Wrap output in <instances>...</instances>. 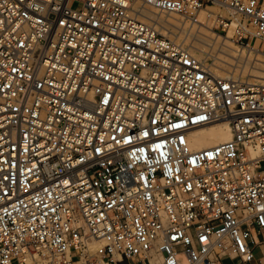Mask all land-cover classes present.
Returning <instances> with one entry per match:
<instances>
[{"label": "built area", "instance_id": "1", "mask_svg": "<svg viewBox=\"0 0 264 264\" xmlns=\"http://www.w3.org/2000/svg\"><path fill=\"white\" fill-rule=\"evenodd\" d=\"M137 3L227 10L213 31L264 50V0H0V264H255L264 83L215 74ZM224 122L231 141L192 149Z\"/></svg>", "mask_w": 264, "mask_h": 264}, {"label": "bare ground", "instance_id": "2", "mask_svg": "<svg viewBox=\"0 0 264 264\" xmlns=\"http://www.w3.org/2000/svg\"><path fill=\"white\" fill-rule=\"evenodd\" d=\"M136 6L140 9L143 17H145L147 22H149L160 33L167 37L170 33L174 34L176 40L170 38L171 40L181 44L182 46L187 48L192 54L196 55L203 62L207 63L215 74L223 77H232L235 79L239 78L236 77V74H238L237 76H240V79L242 80L244 77L247 76L256 78L253 79L254 81H261L262 79H264V60H261L257 57L254 58V61L252 62L247 57L251 55L249 53L253 50L244 46L240 47V45L232 39L235 24H232V26H230V29L227 31L228 33L226 36L239 46H237L232 41H220L219 37H221V35L223 34H217L213 31L212 22H209V20H211L209 18V11H213V13L215 14L221 13L223 15H227L229 11L213 7V9L211 8L209 10L206 9L199 11L196 20H190L188 17L182 15L183 17L188 19V21L194 23L193 25L207 26V28L212 31L208 33L206 32L207 34H205V32H203L202 34H198V32L194 30V27H190L191 31H188L189 28L187 29V24H183V21L178 18V16H176L181 14L162 12L153 7L141 3H137ZM148 7L164 14H159L154 10L148 9ZM229 33H231L230 37H228ZM184 34L186 35L184 36ZM208 48H210L211 50L213 49L212 53L206 50ZM217 51H219V53L216 55ZM259 52H263L264 55V50H260ZM208 55L214 56V58L221 60V62L215 59H210ZM227 64L232 65L234 67H231ZM221 71H225L224 75L218 73ZM231 72L232 75H230ZM250 80L251 79H249L248 81L251 83L260 84L257 82H252ZM232 139V126L227 122L211 124L208 126L194 129L190 132L189 135V140L192 149L211 148L222 143L231 141ZM101 244L102 243H99L98 245L100 246ZM98 245L92 243V248L96 249Z\"/></svg>", "mask_w": 264, "mask_h": 264}, {"label": "rangeland", "instance_id": "3", "mask_svg": "<svg viewBox=\"0 0 264 264\" xmlns=\"http://www.w3.org/2000/svg\"><path fill=\"white\" fill-rule=\"evenodd\" d=\"M77 5H78V4H77ZM148 9L154 10V11H156V12L159 13V14H164V13H161V12H159V11H157V10H155V9L149 8V7H148ZM176 16H178V18H180V19L183 21V24H187L186 27H187V29L189 28L188 31H191V28L194 27V30L197 31L198 34H202L203 32H205V34H207L208 32H212L211 30H209V29L207 28V26L193 25L194 23L188 21V19H186V18L183 17L182 15H176ZM190 27H191V28H190ZM196 29H197V30H196ZM194 30H193V31H194ZM198 30H200L201 33H200V31H198ZM195 31H194V32H195ZM206 32H207V33H206ZM185 35H186V34H184V36H185ZM230 35H231V33H229V36H228V37H230ZM214 36H215V35H214ZM168 37L171 38V39H173V40H174V39L176 40L175 35L172 34V33L168 34ZM219 39H220V41H223V40L232 41V40H230L229 38H227L225 32L223 33V35H221V37H219ZM232 42H233V41H232ZM233 43H235V42H233ZM235 44H236V43H235ZM236 45H237V44H236ZM237 46H239V45H237ZM186 47H188V46H186ZM240 47H241V46H240ZM206 50L212 53V50H213V49L211 50L210 48H208V49H206ZM218 53H219V51L216 52V55H217ZM249 54H251V55L248 56L247 58H248L249 60H251L252 62L254 61V58H257V57L260 58L261 60H264L263 52L261 53V52L250 51ZM208 57H210V59H215V60H218V61L221 62V60H219V59H217V58H214V56H210V55H208ZM227 65H229V64H227ZM229 66L234 67V66H232V65H229ZM224 72H225V71H224ZM224 72L221 71V72H218V73L224 75ZM230 75H232V72H231ZM237 75H238V74H236V77H239V78H240V76H237ZM243 79H246V80L251 79L250 81H252V82H257V83H263V82H264V79H262L261 81H254L253 79H256V78H254V77H250V76L244 77ZM225 262H227V264H231V263H229L228 260H226Z\"/></svg>", "mask_w": 264, "mask_h": 264}, {"label": "crops", "instance_id": "4", "mask_svg": "<svg viewBox=\"0 0 264 264\" xmlns=\"http://www.w3.org/2000/svg\"><path fill=\"white\" fill-rule=\"evenodd\" d=\"M257 243L253 244L255 264H264V240L262 235H256ZM231 264H240L238 261H229Z\"/></svg>", "mask_w": 264, "mask_h": 264}]
</instances>
